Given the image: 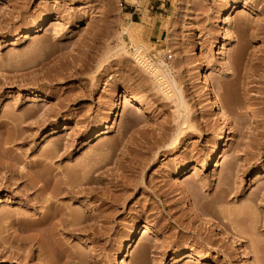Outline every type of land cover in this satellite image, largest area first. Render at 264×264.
Masks as SVG:
<instances>
[{"label": "rangeland", "instance_id": "rangeland-1", "mask_svg": "<svg viewBox=\"0 0 264 264\" xmlns=\"http://www.w3.org/2000/svg\"><path fill=\"white\" fill-rule=\"evenodd\" d=\"M263 242L264 0H0V264H264Z\"/></svg>", "mask_w": 264, "mask_h": 264}, {"label": "bare ground", "instance_id": "bare-ground-1", "mask_svg": "<svg viewBox=\"0 0 264 264\" xmlns=\"http://www.w3.org/2000/svg\"><path fill=\"white\" fill-rule=\"evenodd\" d=\"M134 0H127V2H130L132 3ZM227 21V18L224 17L223 19V22ZM135 23V22H134ZM41 26V24H36V28L39 29ZM124 32V31H123ZM128 36L132 37L133 36V32L132 31H128ZM227 41H229V38L226 37L225 35L224 36H220L218 38V40L216 41V45H218V51L220 50L221 48V44L222 43H226ZM120 42V41H119ZM121 46V42L119 44ZM119 45H116L119 46ZM120 50H123V49H120ZM132 57L134 59V62L136 63V65L140 68L141 71H143L151 80V82L153 83V85L155 86L157 92H159L161 95H163L166 99H172L171 101L173 102H176L175 104H177L178 107H181L183 108L184 110V114H183V121L186 122L187 121V117H188V109H187V106L185 105V103L183 102V99L181 97V92L179 89H177V86H176V82L170 77L169 73L164 69V62L163 60H159L158 62H154V61H151V59H149L144 52H142V48H140V46H137L133 53H132ZM197 69V72H198V75L202 78L205 79L206 75L205 73L201 70V67L200 66H197L196 67ZM204 73V74H203ZM211 85L206 81V79L204 80V83H203V87H202V91L204 93H208L211 95V102H212V106L216 109V112L217 114L223 119H225V115L224 113L222 112V110L220 109L219 105H218V101L216 99V96L211 93ZM120 99L124 100V101H127V102H130L131 104V107L130 109L131 110H141V109H144L145 108V102L139 100V101H133L131 99V97H129L128 95H122L120 97ZM175 99V101H174ZM176 106V107H177ZM254 110V107L250 104V103H247L245 104L244 108H243V112L244 113H247V112H250V111H253ZM182 115V114H181ZM222 121V122H223ZM186 124V123H185ZM188 124V123H187ZM187 124H186V127L187 128ZM189 126V125H188ZM68 128V127H65V129ZM105 132L101 131L98 136L104 134ZM226 138V135L224 134L223 136H221V141H224ZM219 153L218 152H215V154H213L211 156V159L215 160L217 158V155ZM44 184V183H43ZM40 185L39 186V189H41V193L44 192L46 189H47V185L44 184V185ZM55 185V186H54ZM53 187L51 188V192L49 193V196H47L45 198V201H52L53 198L57 197L58 195H60V193H62V191H65L66 187L68 186L67 184H65L64 182H60V184H54ZM62 185V186H61ZM35 186V185H34ZM66 186V187H65ZM41 187V188H40ZM71 188V186H70ZM68 188V189H70ZM67 189V190H68ZM56 208L55 211H53V213H61V208L60 206L57 207L55 206ZM51 213V212H50ZM50 213L46 214V216H44L43 218L48 220L47 219V215H51ZM70 215V214H68ZM48 216V217H49ZM50 218V217H49ZM71 220L73 221L74 219L76 218H73L71 216ZM80 219V217H78ZM77 218V219H78ZM78 219V220H79ZM42 220V219H41ZM40 220V221H41ZM45 220V221H46ZM78 220H76L77 222H75V220L72 222L74 225L75 224H78ZM42 222V221H41ZM38 222L39 224H42V223H45L44 220L43 222ZM38 223H37V226H38ZM34 225V223H33ZM35 226V225H34ZM142 232V234H147V233H153L155 235V239H158L160 238L159 234L158 233H155L152 229V227H150L149 225H143V227H141L140 231L138 232V234H140ZM133 243L134 241H132V239H130L129 241V244H128V248H132L133 246ZM264 246V242L262 243V248ZM126 249V246H121V251L124 252ZM48 250V249H47ZM264 250V249H263ZM51 250L47 251L50 252ZM52 253V252H51ZM264 253V252H263ZM49 254V253H48ZM52 256L51 258H53V253L52 254H49V256ZM95 256V261H101L100 257L98 255H94ZM124 255H122V260L121 262L124 261ZM199 259L202 260L204 259L202 256H199Z\"/></svg>", "mask_w": 264, "mask_h": 264}]
</instances>
